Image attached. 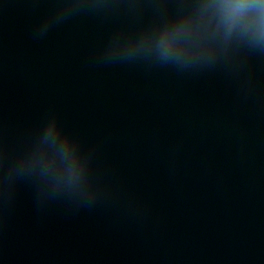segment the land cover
<instances>
[{"label": "water", "instance_id": "obj_1", "mask_svg": "<svg viewBox=\"0 0 264 264\" xmlns=\"http://www.w3.org/2000/svg\"><path fill=\"white\" fill-rule=\"evenodd\" d=\"M0 104L133 154L264 231V0H0Z\"/></svg>", "mask_w": 264, "mask_h": 264}]
</instances>
